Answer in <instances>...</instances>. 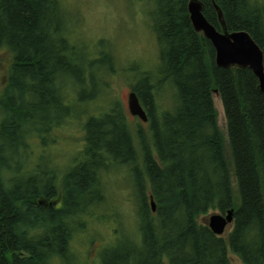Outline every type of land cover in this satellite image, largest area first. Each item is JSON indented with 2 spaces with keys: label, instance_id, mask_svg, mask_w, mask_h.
Returning a JSON list of instances; mask_svg holds the SVG:
<instances>
[{
  "label": "trees",
  "instance_id": "1",
  "mask_svg": "<svg viewBox=\"0 0 264 264\" xmlns=\"http://www.w3.org/2000/svg\"><path fill=\"white\" fill-rule=\"evenodd\" d=\"M146 1L161 63L154 80L138 75L132 92L146 112L149 140L140 128L132 131L117 103L98 117L86 111L90 105L74 114L70 96L95 100L85 90L90 68L114 59L102 52L90 60L69 32L62 0H0V51L12 55L0 90V264H81L72 240L85 230L91 207L107 200L103 180L114 165L134 174L139 221L101 264H231L229 254L242 264H264V93L249 69L215 65L212 45L191 25L189 0ZM198 1L214 28L221 31L215 4L227 30L246 31L264 54L260 0ZM166 85L175 89V105L157 112L156 94ZM74 119H84L85 131L74 166L60 178L51 161L43 168L32 163V140L43 136L44 146L55 144V132ZM230 209L226 237L198 223L210 211Z\"/></svg>",
  "mask_w": 264,
  "mask_h": 264
},
{
  "label": "rangeland",
  "instance_id": "2",
  "mask_svg": "<svg viewBox=\"0 0 264 264\" xmlns=\"http://www.w3.org/2000/svg\"><path fill=\"white\" fill-rule=\"evenodd\" d=\"M62 2L68 13L69 32L74 35L75 41L81 47H86L90 60L99 58L102 52L110 53L114 59L113 62L110 59L104 60L103 63L90 68L86 76L85 90L89 96L95 94V100L80 103L77 96H70V100L76 105L74 114L82 113L81 110L85 111V106L90 105L86 111L92 114L91 116L98 117L117 103L126 114L132 131L140 128L149 140L148 124L132 117L128 110V97L138 82V75L156 73L161 63V47L158 46L152 28L153 21L149 16L148 2L146 0H62ZM260 4L264 8V0H260ZM11 62V53L6 49L1 50L0 90L6 84ZM108 67H111V74ZM165 88V91L162 88L156 94L157 112L165 108L172 110L171 107L175 105L173 99L175 89L167 88V85ZM213 103L217 113V124L224 138L225 153L230 161L226 118L221 100L216 94H213ZM1 119L0 117V122ZM83 125L84 119L69 121L55 132L56 143L52 145L44 146L43 136L35 137L32 140L31 162L41 164L43 168L48 160L51 161L49 168L57 171L61 178L74 166L85 148ZM128 168L114 165L105 171L107 175L104 173L103 184L107 200L91 207L93 216L85 218L87 225L85 230L75 235L72 240V248L81 264H101L105 251L122 242L130 229H133L132 232L137 230L140 194L135 189L134 174ZM231 176L233 194L237 200V186L232 171ZM57 186L60 190V183ZM61 199L60 192L56 199L57 203H60ZM213 214L220 212L210 211L207 215L199 217L198 223H207ZM231 229L232 226H229L223 237H226ZM229 257L231 264H242L233 254H229Z\"/></svg>",
  "mask_w": 264,
  "mask_h": 264
},
{
  "label": "water",
  "instance_id": "3",
  "mask_svg": "<svg viewBox=\"0 0 264 264\" xmlns=\"http://www.w3.org/2000/svg\"><path fill=\"white\" fill-rule=\"evenodd\" d=\"M218 15L221 31L214 28L203 15V4L198 0H189L188 14L193 30L202 34L212 45L215 52V65L218 68L249 69L258 80V89L264 93V54L253 38L246 31L229 32L225 26L223 14L220 8L214 4ZM214 94L218 95L215 91ZM129 114L138 118L142 123H147L146 112L142 108L139 99L134 92L128 97ZM152 212L155 213L156 205L150 198ZM234 210H228L223 214L210 216L207 226L218 237H223L226 229L232 226Z\"/></svg>",
  "mask_w": 264,
  "mask_h": 264
}]
</instances>
